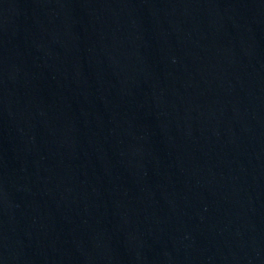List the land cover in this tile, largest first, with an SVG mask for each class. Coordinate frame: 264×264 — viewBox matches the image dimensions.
<instances>
[{
	"label": "water",
	"instance_id": "obj_1",
	"mask_svg": "<svg viewBox=\"0 0 264 264\" xmlns=\"http://www.w3.org/2000/svg\"><path fill=\"white\" fill-rule=\"evenodd\" d=\"M0 264H264V0H0Z\"/></svg>",
	"mask_w": 264,
	"mask_h": 264
}]
</instances>
